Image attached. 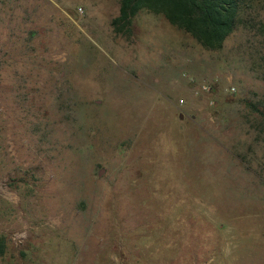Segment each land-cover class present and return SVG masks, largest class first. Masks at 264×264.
I'll return each mask as SVG.
<instances>
[{"label":"rangeland","instance_id":"rangeland-1","mask_svg":"<svg viewBox=\"0 0 264 264\" xmlns=\"http://www.w3.org/2000/svg\"><path fill=\"white\" fill-rule=\"evenodd\" d=\"M118 11L0 0V264H264V0L220 50Z\"/></svg>","mask_w":264,"mask_h":264},{"label":"trees","instance_id":"trees-1","mask_svg":"<svg viewBox=\"0 0 264 264\" xmlns=\"http://www.w3.org/2000/svg\"><path fill=\"white\" fill-rule=\"evenodd\" d=\"M245 0H119L113 32L128 35L141 11L160 14L207 50H220L240 23Z\"/></svg>","mask_w":264,"mask_h":264},{"label":"built area","instance_id":"built-area-1","mask_svg":"<svg viewBox=\"0 0 264 264\" xmlns=\"http://www.w3.org/2000/svg\"><path fill=\"white\" fill-rule=\"evenodd\" d=\"M190 85L195 95H206L211 97L213 95L212 87L204 82H199L193 78L189 79Z\"/></svg>","mask_w":264,"mask_h":264}]
</instances>
